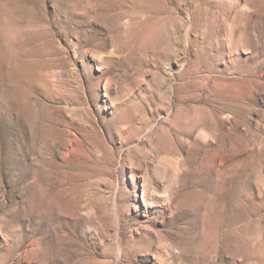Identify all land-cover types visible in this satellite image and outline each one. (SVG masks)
Listing matches in <instances>:
<instances>
[{
	"label": "rangeland",
	"instance_id": "1",
	"mask_svg": "<svg viewBox=\"0 0 264 264\" xmlns=\"http://www.w3.org/2000/svg\"><path fill=\"white\" fill-rule=\"evenodd\" d=\"M0 264H264V0H0Z\"/></svg>",
	"mask_w": 264,
	"mask_h": 264
}]
</instances>
